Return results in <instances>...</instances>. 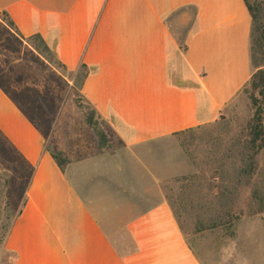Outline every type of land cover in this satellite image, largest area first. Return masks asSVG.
<instances>
[{"label": "crops", "instance_id": "1", "mask_svg": "<svg viewBox=\"0 0 264 264\" xmlns=\"http://www.w3.org/2000/svg\"><path fill=\"white\" fill-rule=\"evenodd\" d=\"M0 12L23 38L39 34L67 72L86 73L79 93L115 144L70 157L61 172L43 134L0 87V134L34 168L0 259L256 264L254 233L224 235L220 255L191 245L162 187L193 171L177 135L242 107L253 73L243 0H0Z\"/></svg>", "mask_w": 264, "mask_h": 264}, {"label": "rangeland", "instance_id": "2", "mask_svg": "<svg viewBox=\"0 0 264 264\" xmlns=\"http://www.w3.org/2000/svg\"><path fill=\"white\" fill-rule=\"evenodd\" d=\"M56 61L52 52L41 56L34 51L7 27L0 12V84L24 101L29 115L45 138V147L51 144L71 158L96 154V138L84 122L91 107L79 93L80 80L55 65ZM240 98L242 107L233 116L215 125L177 135L178 145L193 171L166 179L162 187L191 245H195L197 240L198 248L205 254L220 255L224 235L240 240L254 233L258 238L254 246L251 243L247 245L256 251L255 263L262 260L259 262L264 264V212L255 213L263 204L252 196L255 191L264 197V153L256 157V172L248 184L238 183L235 177L241 166L240 146L236 141L243 137L246 123L253 113L243 91ZM44 106L49 108L52 118ZM233 187H236V193L230 206L221 208L217 192L224 188L232 190ZM15 198L18 194L12 181L10 158L0 145V234L17 210ZM226 211L238 219L231 225L195 232L199 220L208 226L212 220L224 219L223 212ZM246 259L250 260V255Z\"/></svg>", "mask_w": 264, "mask_h": 264}, {"label": "trees", "instance_id": "3", "mask_svg": "<svg viewBox=\"0 0 264 264\" xmlns=\"http://www.w3.org/2000/svg\"><path fill=\"white\" fill-rule=\"evenodd\" d=\"M249 15L251 17V28H250V62L253 68V73L247 83V86L243 89V92L248 96V100L253 111L252 116L248 120L245 126L244 134L236 143L240 146V168L236 171V181L248 184L251 177L256 172V157L264 150V1L259 0H243ZM4 21L8 28H10L15 34L21 39H24L39 55L49 54L51 51L46 46L44 40L39 34H35L28 38H23L17 31L13 22L8 16L3 13ZM55 65L66 70L65 67L59 62H54ZM76 77L80 80L79 88L86 77V73L76 74ZM1 89L5 94L15 103L18 109L23 115L39 130L34 120L28 113L27 107L20 96H16L7 91L2 84ZM47 111L49 118H52L49 108L44 106L43 108ZM85 124L93 131V135L96 138V154L102 153L113 149V139L111 132L106 123L101 119L94 109H89V112L85 115ZM40 131V130H39ZM0 145L4 152L10 158V164L12 169V181L15 183L16 192L18 198H15V208L17 210L12 213L10 220L3 227L2 233L0 234V249L3 247L4 242L11 229L12 222L21 213L22 208L26 203V192L29 187L32 174L33 166L27 163V161L21 156V154L14 148V146L0 134ZM45 150L49 153L57 167L64 172L65 166L70 163V157L62 150L47 144ZM236 187L232 190L224 188L217 192L220 207L230 206V201L235 196ZM253 198L259 200L262 206H260L258 212H264V197L258 196L255 191L252 193ZM21 198V200H20ZM224 219L215 221L212 220L211 224L206 226L200 220L197 222L195 232H201L203 230L214 229L216 227L231 225L238 218L234 217L229 211L223 212ZM13 255L7 253L5 258L0 259V264H11Z\"/></svg>", "mask_w": 264, "mask_h": 264}]
</instances>
